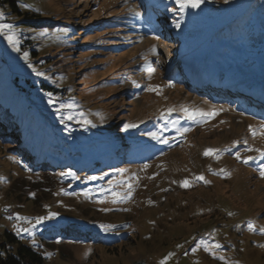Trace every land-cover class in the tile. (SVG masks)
<instances>
[{
	"label": "rangeland",
	"instance_id": "1",
	"mask_svg": "<svg viewBox=\"0 0 264 264\" xmlns=\"http://www.w3.org/2000/svg\"><path fill=\"white\" fill-rule=\"evenodd\" d=\"M252 1L204 0L199 8L180 12L175 0H17L21 14L7 2L1 4L0 23H12L22 33L20 53L0 36V110L8 109L16 119L12 124L0 120V228L15 231L3 218L4 208L33 223L50 212L71 219L76 239L50 240L37 229L30 237L18 235L28 244L35 239L46 264H160L170 253L167 264H264V234L259 231L264 227V178L259 175L264 160L242 143L264 149L259 134L264 116L258 114L264 101H236L243 87L264 95V0ZM137 5L140 12H134ZM24 12L35 15L26 18ZM33 19H40L38 28L25 22ZM111 21L118 22L112 26ZM214 32L209 46L217 51L214 63L223 71L208 73L204 60L197 72L183 71L188 67L183 61H202L200 52ZM29 63L45 76L37 77ZM228 70L234 75L226 78ZM199 75L209 84H200ZM43 84L51 88L43 89ZM48 93L55 105L48 104ZM207 95L213 102L200 99ZM228 99L244 108L214 102ZM61 103L75 107L57 112ZM183 107L227 111L193 122L182 118ZM167 108L177 111L165 121L159 113ZM68 115L73 119L67 120ZM82 119L92 123L81 124ZM171 121L192 130L170 145L146 135L176 136ZM125 123L138 127L122 131ZM114 140L121 147L124 140L131 141L136 159L124 164L125 159L119 163L115 158L119 165H111L114 150L104 148L105 153L95 155L101 166L93 173L82 172L92 165L83 159L84 166L72 175H60L68 171L60 160L56 167L61 172L32 169L34 159L45 152L50 159L74 162L76 155L88 158ZM235 141L241 143L231 148ZM207 149L220 150L219 158L205 156ZM27 151L37 156L29 161ZM236 151L257 159L244 164L235 158ZM144 164L149 167L143 169ZM118 168L129 170L126 177H137L132 198L116 205L97 203L103 196L96 190L107 187ZM104 173L103 180L86 179ZM200 175L210 183L196 180ZM184 179L190 181L188 188L180 186ZM90 189L91 197H85ZM249 221L256 231L248 230ZM102 223L113 230L101 231ZM204 242L221 245L215 256L204 250Z\"/></svg>",
	"mask_w": 264,
	"mask_h": 264
},
{
	"label": "snow or ice",
	"instance_id": "2",
	"mask_svg": "<svg viewBox=\"0 0 264 264\" xmlns=\"http://www.w3.org/2000/svg\"><path fill=\"white\" fill-rule=\"evenodd\" d=\"M204 2V0H175V3L178 5L179 11L183 12L185 9L187 8H199L200 5ZM228 0H225V3H227ZM23 7H31L30 5H23ZM171 11L175 12L176 9H172ZM4 16L3 12H0V18H2ZM176 27H179V24L176 25ZM22 33V29H19L18 27L14 26L12 23H0V36H3L8 45L11 46V48L17 52L20 53L21 52V47H20V35ZM43 34V33H42ZM153 38L155 39H159V36L153 34ZM153 53L156 52L155 47L152 48ZM25 61L28 60L29 58V53L28 52H23V57H22ZM28 67L30 69H32V71L34 72V74L37 77H43L45 76V74L41 71H37L36 68L29 63ZM154 69L149 68V72H153ZM133 85L135 87H140V85L138 83H136L135 81H132ZM148 91L151 92H156L159 95V92L157 91L156 88H153L151 86L148 87L147 89ZM48 104L49 105H55L57 103L56 98L53 96L52 93H48ZM75 105L73 104H66V103H61L59 105L58 108H56L57 112H60L62 110L65 109H72L74 108ZM177 111V109L175 108H167L165 110H162L159 113L160 119L162 120H169V117L172 116L173 112ZM179 111H181L183 113V117L184 119H187L189 121H193V122H204L207 120H211L213 118H215L216 115L219 114V112L221 111H227V109L224 108H220V109H213L212 111H202V110H193L191 108L188 107H183L182 109H180ZM81 117H83V113H80ZM64 117H61V122H64ZM67 120H72L73 116L72 115H68L66 117ZM79 123L84 124V125H88L91 124L92 122L90 120L87 119H82L79 121ZM141 123H143V121H141ZM173 128L175 129L176 132V136L173 137H162L161 135H159L157 132L153 131V132H149L146 133V135L150 136L153 140L158 141L162 144L165 145H170L172 141L176 140L177 138H182L186 133L190 132L192 129L191 127H182V126H177L176 121H171ZM138 125L137 124H133V123H125L123 125L122 131H128L129 129H134L137 128ZM261 129H264V125L260 126ZM249 131L251 132V134L253 136L257 135V130L254 129L251 125H249ZM260 135H264V131H261L259 133ZM241 141H235L233 142L231 148H235L238 144H240ZM246 148V151L249 152H256L258 153V158L261 160H264V149L261 148H252L251 146H248V142L247 140L242 142ZM220 150L218 149H207L205 150V152L203 153L205 156H212V155H217L218 152ZM234 156L237 160H241L242 163L244 164H248L249 161H252L254 159H257V157H253V156H246V157H242L241 153L239 151H236L234 153ZM217 158L218 155H217ZM149 167L148 164H144L142 166L143 169H147ZM115 171L118 173V175L116 177H114L113 179H109L107 181V187H101L99 189H97L96 191H98L103 198L97 200V203L99 204H105L110 202L113 205L116 204H120L122 202H126L129 201L132 196H133V192H134V184H133V180L137 179V177L135 176V174H133L132 176H125L126 173H128V169L126 168H118L115 169ZM220 173H223L224 175H229V173H227L225 170L221 169ZM218 174V173H217ZM60 175L62 176H66V175H72L71 172H62ZM107 173H104L103 175L100 176H88L86 179L90 180V181H96V180H103L105 176H107ZM259 175L261 178H264V164H261L259 166ZM76 179H79V177H76ZM196 180L198 181H203L204 184H209L210 181H208L207 179H205V177L203 175L197 176L195 177ZM173 183H176L175 181H173ZM180 186L184 187V188H188L190 186V181L188 179H184L182 182H180ZM61 191H63V189H61ZM91 193L92 190H87L83 193V195L85 197H91ZM34 195V194H33ZM111 209L109 208H103L101 209V211H110ZM123 210H127V209H123ZM58 214L57 213H52L50 212L48 215L46 216H38L35 218V221L33 223L32 220H30L27 217H22L19 214H16L15 219L17 221H26L29 225H31V228H21L19 226L14 225L15 231L17 233V235H20L21 233H31L32 229L35 228L36 225L41 224L43 221L46 220H51L54 219ZM229 215H231V213H229ZM9 219H13V217H9ZM98 227L100 228L101 231L104 232H109L113 230V225L110 224H99ZM247 228L250 231H256V228L253 224V222L249 221L247 223ZM261 234H264V227H261L259 229ZM32 243L35 244L36 241L35 239L32 240ZM204 250L211 253L213 256H215V250L219 249L221 247V245L219 243H208V242H204ZM193 252L197 251L196 248L192 249ZM174 255V253H170L169 256ZM169 256H166L163 260H161L160 264H167V261L169 259ZM220 259H224L223 257H221ZM238 264V262H237Z\"/></svg>",
	"mask_w": 264,
	"mask_h": 264
},
{
	"label": "trees",
	"instance_id": "3",
	"mask_svg": "<svg viewBox=\"0 0 264 264\" xmlns=\"http://www.w3.org/2000/svg\"><path fill=\"white\" fill-rule=\"evenodd\" d=\"M255 2V0H253ZM252 1V2H253ZM5 2L8 3V5L10 6L11 10L17 12L18 14H21V10L18 6V2L17 0H0V5L4 4ZM134 12H140L141 7L137 5V7H135ZM232 10H234L232 8ZM237 12H239L240 10L237 8L236 9ZM236 12V11H235ZM35 14H32L30 16H34ZM131 15H134V13H131ZM24 16L30 17L29 16V12H24ZM25 22H27V24L32 25V27L34 28H38V24L40 23V19H33V20H26ZM118 22V21H117ZM117 22H113L111 21V25L115 26L117 24ZM125 29H128V26H125ZM215 36V35H214ZM213 36V37H214ZM213 40V39H212ZM193 42H191V46L189 45L188 48H192L193 46ZM201 55H208V58H212L213 60L210 62V64H214V60L216 59L217 56V51L213 50L212 48H210L209 44H207V46L204 47V49L200 52ZM188 64H191L189 61H186ZM198 63V61H196L195 63H193V66H196ZM230 74H234L232 73L230 70L227 71ZM41 88H47L50 89L51 87L49 85L43 84L40 86ZM183 88V87H182ZM240 100V99H238ZM0 120L1 121H5L8 123H15L16 119L14 118V113L10 112L8 109H5L4 111L0 110ZM132 130V129H130ZM7 133H9V130L6 131ZM12 140L16 139V137H11ZM20 138V137H19ZM116 140L112 141L111 145L106 146L104 145V147H101L98 151H95L93 153L89 154L88 158H82L80 155H76V161L74 162H69L66 158H56L54 156L53 159H50L49 157H47V152H45L46 154L43 155L42 151L39 152L40 155H43L44 157L41 158L40 156V160L35 162L34 159V163L32 165V169L37 171H41L43 169H45V171H52V172H56L59 170V172H61V169H59V167L57 168L56 165L57 163L60 165V161L63 165L67 164L68 166L66 167L68 171H63V172H76L78 173V170L80 168H82L84 166V161L83 160H87L88 162L92 161V166L90 164V167L82 172L85 173H93L92 171L95 170L96 167L101 166V163H99L97 161V158H95L96 156L102 155L103 153L106 152V150L104 148H108L114 150V153L112 154V156L110 157V159H108L110 161L111 165H119V163L122 162V160L125 159L124 164L128 163L129 161L132 162V160L134 159V155L137 152L136 148H133L130 144L131 141L128 140H124V146H118V144L116 143ZM105 144H110V141L107 140V142H105ZM36 151V150H35ZM109 153V151L107 152ZM49 154V153H48ZM51 154H49L50 156ZM96 155V156H95ZM37 155H33V152L30 153L29 151L26 152V157L29 159V161L33 160V157H36ZM116 160L119 162L114 163ZM42 159V160H41ZM60 160V161H59ZM91 171V172H90ZM99 171V170H97ZM75 190V189H74ZM51 224L46 228V229H42L41 231H39V235H44L47 236L50 240H60V239H68V240H72V239H76V233L73 228V223L71 219H67L63 214L62 215H57L55 217L54 220L50 221ZM76 224V223H75ZM73 225V226H71ZM0 264H46L45 263V259L43 257V254L41 253V251L38 248V245L35 244H28L25 242H22L19 238V236L12 230L9 229H1L0 228Z\"/></svg>",
	"mask_w": 264,
	"mask_h": 264
},
{
	"label": "built area",
	"instance_id": "4",
	"mask_svg": "<svg viewBox=\"0 0 264 264\" xmlns=\"http://www.w3.org/2000/svg\"><path fill=\"white\" fill-rule=\"evenodd\" d=\"M4 214H5V217H6V219L11 223V224H14V225H16V226H19V227H21V228H25L27 225H25L22 221H17L16 219H15V215H13V212L9 209V208H7V209H4V212H3ZM9 217H13V219H9Z\"/></svg>",
	"mask_w": 264,
	"mask_h": 264
},
{
	"label": "bare ground",
	"instance_id": "5",
	"mask_svg": "<svg viewBox=\"0 0 264 264\" xmlns=\"http://www.w3.org/2000/svg\"><path fill=\"white\" fill-rule=\"evenodd\" d=\"M166 26V25H165ZM173 28H177V27H175V26H173ZM173 30V29H172ZM172 32H174V31H172ZM164 44L165 45H170V43H168L167 41H165L164 42ZM241 90H243V91H241V92H243L244 94L245 93H248V89H246V88H242ZM12 212H13V215H15V213H14V211L11 209V208H9ZM4 214V213H3ZM4 216H5V214H4ZM16 216V215H15ZM14 225V224H13Z\"/></svg>",
	"mask_w": 264,
	"mask_h": 264
},
{
	"label": "water",
	"instance_id": "6",
	"mask_svg": "<svg viewBox=\"0 0 264 264\" xmlns=\"http://www.w3.org/2000/svg\"><path fill=\"white\" fill-rule=\"evenodd\" d=\"M263 65H264V61H263Z\"/></svg>",
	"mask_w": 264,
	"mask_h": 264
}]
</instances>
